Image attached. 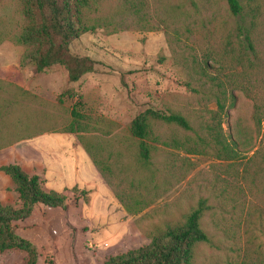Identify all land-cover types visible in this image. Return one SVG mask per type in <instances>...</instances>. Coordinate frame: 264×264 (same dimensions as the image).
Returning a JSON list of instances; mask_svg holds the SVG:
<instances>
[{
	"label": "rangeland",
	"instance_id": "obj_1",
	"mask_svg": "<svg viewBox=\"0 0 264 264\" xmlns=\"http://www.w3.org/2000/svg\"><path fill=\"white\" fill-rule=\"evenodd\" d=\"M239 2L244 15L257 14V38L254 54L245 49L238 67L221 46L235 28L223 0H97L89 14L97 28L70 45L73 55L95 62L94 71L77 83H68L62 66L37 73L23 62L22 46L0 44V105H8L0 121V144H7L0 167L19 160L44 190L72 188L65 175L85 154L76 136L66 133L73 108L84 113L88 136L99 137L118 156L117 170L108 175L112 188L103 182L109 192L92 182L75 186L87 192L80 264H102L147 245L150 236L183 222L200 202L208 241L195 246L193 264H264V131L254 118L255 106L264 112V0ZM24 25L20 0H0V28L12 36ZM203 53L211 59L204 73L198 68ZM217 82L228 92L219 117ZM148 109L179 114L190 130L155 122L156 135L162 141L176 138L177 149L149 143L153 149L144 164L128 126ZM211 132L237 139L238 154L219 152ZM148 176L135 190L119 186ZM115 189L151 205L128 215L115 197L124 192ZM0 205L19 206L2 172ZM24 260L18 251L0 253V264Z\"/></svg>",
	"mask_w": 264,
	"mask_h": 264
},
{
	"label": "trees",
	"instance_id": "obj_2",
	"mask_svg": "<svg viewBox=\"0 0 264 264\" xmlns=\"http://www.w3.org/2000/svg\"><path fill=\"white\" fill-rule=\"evenodd\" d=\"M96 1L20 0L25 25L17 35L12 36L7 30L0 28V44L5 40H11L22 46L23 62L32 63L37 73H44L58 65L64 68L68 83H77L83 76L94 71L95 62L88 57L80 58L73 55L70 45L82 35L97 28L95 21L89 17ZM223 2L228 8V15L234 21L235 28L233 33L224 36L221 46L224 49L228 48L225 49L227 51H224V54L229 57L233 66L238 67L245 59V49L252 54L255 52L253 46L257 38L255 33L257 14H249L248 17L244 15L239 0H223ZM215 33L214 28L209 40L214 41ZM201 60L198 68L204 73L211 59L208 54L203 53ZM215 79L214 77L211 80ZM222 84V82L216 83L218 95L215 96L217 107L215 116L218 117L224 113L225 98L228 97V92ZM24 94L28 95L27 92ZM229 100L230 103L233 102L230 94ZM7 108L8 105H0V121L8 116ZM259 111V107L255 106L254 118L259 127L263 126L264 131V122L263 125L261 124L264 112ZM70 115L72 122L66 133L76 136L98 173L112 188L108 175L114 174L117 170L118 156L108 152L99 137L88 136L92 132L87 128L88 123L81 110L73 108ZM155 122L190 130L188 121L179 114L163 115L151 109L138 114L130 122L128 132L137 140L138 157L144 164L150 160L153 149L149 143L177 149L176 138L162 141L156 135L152 127ZM218 126L220 128L219 122ZM211 133L219 152L229 155L238 154L237 139L229 136L226 141L219 133ZM1 134L0 130V136ZM6 146L7 144H0V150ZM0 172L14 185L19 201L18 208L0 205V253L21 252L25 257L24 264H80L82 254L80 243L88 232L81 216V206L87 192L77 187L64 189L62 192L46 191L41 187L37 175L28 176L18 164L1 166ZM150 177L138 178L139 181L129 183L120 181L119 186L125 188L128 186L129 189L135 190ZM118 190L124 193L115 192V197L128 215H136L151 205L150 201H142L138 194L132 196L126 189H115ZM204 209L203 203L200 202L183 222L168 225L150 236L147 245L110 257L102 264H193L195 246L208 241L207 235L200 226Z\"/></svg>",
	"mask_w": 264,
	"mask_h": 264
},
{
	"label": "crops",
	"instance_id": "obj_3",
	"mask_svg": "<svg viewBox=\"0 0 264 264\" xmlns=\"http://www.w3.org/2000/svg\"><path fill=\"white\" fill-rule=\"evenodd\" d=\"M29 148H30V150H34L32 147H29ZM84 153L86 155L84 154V155L80 156V163H78L79 159L75 160V161L73 160L71 162V168H69L70 173H66L65 182L67 179L68 180L70 179L71 180L70 187H72V188H74L76 185H78L77 183H81L82 185H87L90 182H92L94 184L97 183V185L102 186V188H104V190L108 191L107 186H106L107 184L105 183L106 185L105 184L103 185V182H105V181L103 180L101 175L98 173V171L96 170V168L92 164L87 153L85 151H84ZM16 164H18L25 171L26 167H25V164L23 162L16 160ZM77 169H79V170L77 171ZM67 174H68V176H67ZM76 174H78L77 177H76ZM65 189H71V188H65ZM62 191H60V192H62Z\"/></svg>",
	"mask_w": 264,
	"mask_h": 264
}]
</instances>
